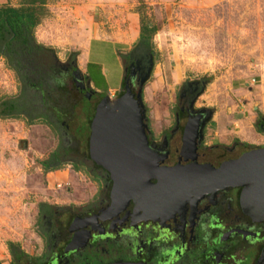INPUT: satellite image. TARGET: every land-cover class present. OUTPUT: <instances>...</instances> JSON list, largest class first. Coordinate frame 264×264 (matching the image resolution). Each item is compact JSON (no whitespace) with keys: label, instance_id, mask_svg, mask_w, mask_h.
<instances>
[{"label":"rangeland","instance_id":"rangeland-1","mask_svg":"<svg viewBox=\"0 0 264 264\" xmlns=\"http://www.w3.org/2000/svg\"><path fill=\"white\" fill-rule=\"evenodd\" d=\"M19 1L0 0V6L18 7ZM45 9L32 36L49 50L44 64L56 86L72 91L75 81L90 106L111 112L129 91L152 150L161 151L178 127L180 108L200 118L196 147L209 153L206 160H235L264 148V0H48ZM139 22L153 35L147 54L133 60ZM92 38L123 43L122 87L112 96H90L73 70L75 49ZM103 47L108 85L114 86L120 63L112 44ZM21 89L0 56V100L19 98ZM35 94L31 109L38 118L0 119V264H69L60 245L53 252L58 219L91 215L107 203L111 188L107 173L74 151L72 133ZM179 127L175 148L182 121ZM48 160L55 170H42L39 163Z\"/></svg>","mask_w":264,"mask_h":264},{"label":"flooded vegetation","instance_id":"flooded-vegetation-1","mask_svg":"<svg viewBox=\"0 0 264 264\" xmlns=\"http://www.w3.org/2000/svg\"><path fill=\"white\" fill-rule=\"evenodd\" d=\"M79 85L74 81L72 87L83 99ZM179 110L178 127L161 151L153 150L161 159L158 166L195 164L217 168L230 161L223 156L206 160L209 153L197 147L191 153L190 138L198 116L190 115L186 108ZM181 121V137L186 127L184 141L182 145L180 138L179 148H175L172 136ZM172 157L173 164L164 165ZM155 183V179L148 180V184ZM145 185L143 180L138 186ZM241 190L224 188L203 193L193 189L159 199L143 194L126 202L113 198L112 204L109 191L107 203L91 215L58 219L53 252L56 255L60 245L58 253L68 256L69 264H264V208L258 211L260 208L250 209L241 203ZM243 252L252 255L246 257Z\"/></svg>","mask_w":264,"mask_h":264},{"label":"water","instance_id":"water-1","mask_svg":"<svg viewBox=\"0 0 264 264\" xmlns=\"http://www.w3.org/2000/svg\"><path fill=\"white\" fill-rule=\"evenodd\" d=\"M197 120L190 138L191 153L198 139L200 119L197 117ZM87 154L89 160L110 177L111 204L113 198L126 202L143 194L159 199L163 195L174 197L193 189L213 193L239 187L242 188L241 203L250 209L260 208L258 211L264 208V148L242 153L217 168L195 164L159 167L161 159L147 143L136 98L129 91L121 97L115 112L104 105H97L90 121ZM149 167L158 171L157 176L161 175L162 181L149 172ZM150 179H155L156 183L148 184ZM143 180L146 181L145 187H139Z\"/></svg>","mask_w":264,"mask_h":264},{"label":"trees","instance_id":"trees-1","mask_svg":"<svg viewBox=\"0 0 264 264\" xmlns=\"http://www.w3.org/2000/svg\"><path fill=\"white\" fill-rule=\"evenodd\" d=\"M47 1L20 0L18 7L0 6V56L7 60L22 82L19 98L0 100V119H16L23 116L31 122L38 118L31 109L36 102L35 93H38L40 104L44 102V110L72 133L74 151L78 150L88 158L86 133L89 132V124L95 110L90 106L91 100L75 97L76 91H71V87L56 86L55 78L51 77L52 71L44 64L49 50L37 45L33 40L32 30L46 15ZM151 35L153 29H147L139 22L138 41L132 52L133 60L147 54ZM79 95L81 96L80 92ZM74 117L76 124L72 128L68 127L69 121ZM52 160L56 162L54 155ZM49 164V160L39 163L44 171H47L48 167L49 170H55Z\"/></svg>","mask_w":264,"mask_h":264},{"label":"crops","instance_id":"crops-1","mask_svg":"<svg viewBox=\"0 0 264 264\" xmlns=\"http://www.w3.org/2000/svg\"><path fill=\"white\" fill-rule=\"evenodd\" d=\"M104 43H110L113 45V50L118 56V62L120 63L121 67L119 80L114 86L108 85L109 80L106 77L105 69L103 67ZM121 45H123V43L111 42L106 39L92 38L84 45L75 49L77 50V56L74 62L73 70H75L77 74V79L83 81L85 90H87L90 96H112L116 93H119L122 87L124 75V69L121 60V56L124 55V49L121 47Z\"/></svg>","mask_w":264,"mask_h":264},{"label":"bare ground","instance_id":"bare-ground-1","mask_svg":"<svg viewBox=\"0 0 264 264\" xmlns=\"http://www.w3.org/2000/svg\"><path fill=\"white\" fill-rule=\"evenodd\" d=\"M149 169V172H151L153 175L155 174L156 176H157V173H158V171L157 172H155V170H152V169H150V168H148ZM161 176V175H160ZM160 176H158L159 177V179H160V181H162V179L160 178Z\"/></svg>","mask_w":264,"mask_h":264}]
</instances>
